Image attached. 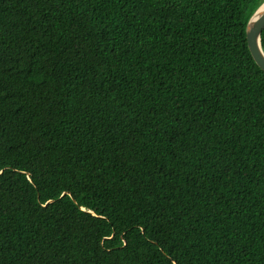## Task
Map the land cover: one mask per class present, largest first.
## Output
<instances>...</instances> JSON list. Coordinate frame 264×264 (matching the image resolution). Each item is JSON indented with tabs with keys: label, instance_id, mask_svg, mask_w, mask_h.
Returning <instances> with one entry per match:
<instances>
[{
	"label": "trees",
	"instance_id": "16d2710c",
	"mask_svg": "<svg viewBox=\"0 0 264 264\" xmlns=\"http://www.w3.org/2000/svg\"><path fill=\"white\" fill-rule=\"evenodd\" d=\"M263 2L0 0V264H264Z\"/></svg>",
	"mask_w": 264,
	"mask_h": 264
},
{
	"label": "water",
	"instance_id": "95a60500",
	"mask_svg": "<svg viewBox=\"0 0 264 264\" xmlns=\"http://www.w3.org/2000/svg\"><path fill=\"white\" fill-rule=\"evenodd\" d=\"M261 13H264V2L258 7V9L250 17L246 26V36H247L248 47L253 59L255 60L257 65L262 70H264V49L262 47V33L264 30V24L257 25V29L259 30L260 35L257 38V42L255 45L253 44L252 37L250 34L253 22L258 20Z\"/></svg>",
	"mask_w": 264,
	"mask_h": 264
},
{
	"label": "snow or ice",
	"instance_id": "6c2138e0",
	"mask_svg": "<svg viewBox=\"0 0 264 264\" xmlns=\"http://www.w3.org/2000/svg\"><path fill=\"white\" fill-rule=\"evenodd\" d=\"M264 24V13H261L258 20L253 22L252 29L250 31L253 44L255 45L257 42V38L260 35L259 30L257 29V25Z\"/></svg>",
	"mask_w": 264,
	"mask_h": 264
}]
</instances>
